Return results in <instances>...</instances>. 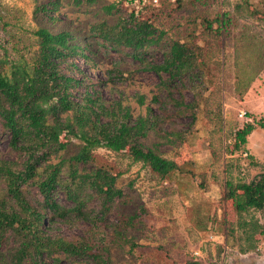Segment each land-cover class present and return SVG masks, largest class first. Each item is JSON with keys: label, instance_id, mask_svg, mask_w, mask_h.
I'll return each instance as SVG.
<instances>
[{"label": "rangeland", "instance_id": "obj_1", "mask_svg": "<svg viewBox=\"0 0 264 264\" xmlns=\"http://www.w3.org/2000/svg\"><path fill=\"white\" fill-rule=\"evenodd\" d=\"M191 1L158 0L137 10L129 0H0V61L6 62L5 73L10 74L15 63L33 64L38 29L69 30L88 46L91 57L75 59L78 67L61 65L65 74L82 80L74 97L81 102L87 91L107 107L128 109L131 123L139 117L155 121L141 142L177 164L170 176L161 178L127 151L99 146L95 163L79 166V171H89L106 164L122 172L116 181L122 195L108 218L117 222L124 214L136 219L135 225L115 234L109 247L112 264H187L194 259L205 264H264V209L245 215L261 229L254 234V249L244 252L248 242L232 198L237 184L264 172V0H208L198 7ZM132 11L152 21L159 35L145 50L147 62L163 63L180 41L195 52L198 63L171 78L167 72L147 69L130 49L114 50L100 32ZM222 18L228 22L218 29ZM206 20L213 22V30ZM247 122L255 128L236 148V132ZM10 140L0 121V160L20 168L26 155L13 149ZM60 141L66 146L50 153L23 184L33 205L43 204L37 182L46 178L47 166L83 148L84 141L67 136L65 130ZM67 171L64 166L61 185L53 190L62 204H70L65 196L71 180ZM0 202L8 209L16 206L1 176ZM52 225L51 233L64 235H83L88 227L81 220ZM18 246L19 238L9 232L0 264H9ZM59 258L57 264H89L62 254Z\"/></svg>", "mask_w": 264, "mask_h": 264}, {"label": "trees", "instance_id": "obj_2", "mask_svg": "<svg viewBox=\"0 0 264 264\" xmlns=\"http://www.w3.org/2000/svg\"><path fill=\"white\" fill-rule=\"evenodd\" d=\"M191 2L198 7L208 0ZM239 8L241 5L237 6ZM135 14L137 12L132 11L100 32L114 50L123 53L130 49L129 54L144 62L147 69L167 72L171 78L181 76L185 68L198 63L195 52L180 41L172 45L163 63L147 62L145 50L157 42L159 35L152 21ZM206 21L208 29L213 30V22ZM227 22L225 18L220 19L217 28H224ZM35 33L39 38V49L32 65L15 63L8 74L4 72L6 62L0 61V121L10 132L11 147L26 155L20 168L0 160V176L6 181L8 195L16 203L8 209L0 202V259L2 244L11 232L19 238V246L9 264H57L61 254L89 264H112L109 247L115 242V234L119 236L120 230L135 225L136 219L134 215L124 214L118 216L117 222L108 218L115 199L122 195V189L116 187L122 172L106 164L95 165L89 171H79V166L95 163L94 150L99 146L115 152L127 151L133 161L149 166L161 178L170 176L177 164L141 142L155 121L139 117L131 123L128 109L107 107L87 91L82 100L84 103L74 97L82 80L65 74L61 65L68 63L78 67L75 60L78 57L91 59L87 45L76 41L69 30L53 33L43 27ZM140 102L144 103L143 96ZM105 117L107 120L103 121ZM260 126L264 128V121ZM254 128L253 123L247 122L237 130L236 148L247 142V136ZM63 130L67 136L82 139L83 148L71 158L47 166L46 178L37 182L44 197L43 204L33 205L24 194L23 184L37 174L39 164L50 153L66 146L60 141ZM64 166L68 167L71 179L66 184L65 194L70 204H62L53 196V190L61 185L59 174ZM232 198L239 225L248 242L242 248L247 252L254 249V234L261 226L254 220H247L245 215L253 209H264V172L250 182L237 184ZM94 199L95 205L91 207ZM80 220L88 223L83 235L50 231L52 224L57 222ZM187 264L205 263L194 259Z\"/></svg>", "mask_w": 264, "mask_h": 264}, {"label": "built area", "instance_id": "obj_3", "mask_svg": "<svg viewBox=\"0 0 264 264\" xmlns=\"http://www.w3.org/2000/svg\"><path fill=\"white\" fill-rule=\"evenodd\" d=\"M132 4L135 5V8L137 10H139L141 7L143 8L144 5H146L147 3H150V2H154V3H157L158 0H129Z\"/></svg>", "mask_w": 264, "mask_h": 264}]
</instances>
